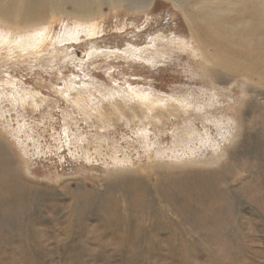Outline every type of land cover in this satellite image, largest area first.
Returning <instances> with one entry per match:
<instances>
[{"label": "rangeland", "instance_id": "1", "mask_svg": "<svg viewBox=\"0 0 264 264\" xmlns=\"http://www.w3.org/2000/svg\"><path fill=\"white\" fill-rule=\"evenodd\" d=\"M24 1L0 12L17 20ZM48 1L65 14L0 24V264H264V87L225 73L230 58L209 70L170 0H93V29ZM215 1L181 5L218 10L220 30L232 5L264 48V13ZM36 37L47 51L15 55ZM133 93L182 113L150 119Z\"/></svg>", "mask_w": 264, "mask_h": 264}, {"label": "bare ground", "instance_id": "2", "mask_svg": "<svg viewBox=\"0 0 264 264\" xmlns=\"http://www.w3.org/2000/svg\"><path fill=\"white\" fill-rule=\"evenodd\" d=\"M54 1L57 5H61L64 2H67L76 11L75 12L76 14L72 16L74 17L77 16L81 18L79 20V23L76 25V27L83 29L84 28L93 29V27H91L92 23L90 21L91 19L98 17V15L94 14L92 11L93 0H54ZM98 1H102L104 6L108 5L111 8L113 6H120L122 4H126L127 8L132 10L145 9L149 6V3L151 2V0H98ZM170 1L172 2L173 6L177 8L180 11V13L183 15V19L189 28L192 38H194V41L199 47V50L201 52V57L204 59V61L210 64L209 70L213 71L214 69H216V67H218L222 63V61L224 60L226 61L228 58H230L233 64H230L229 67L226 66L223 68L224 69L223 71L225 73H227L228 75L241 74L242 76L246 77L247 80L250 81V83L253 85L255 91L257 85H261L262 87H264V48L263 47L259 48L258 52H255L253 50L249 51L250 46H252L255 42L259 43L260 40H263V37H260L254 34L253 32H251L250 30L251 27L250 24L248 23V20L246 23H240V20H242L241 19L242 11L239 12L238 10H235V8L232 5L226 4L227 8L236 14L237 18L239 19V22L236 23L237 25L235 24V25L227 26L226 30H220L218 27L214 28L212 25H210V21L217 18L218 14L220 15L218 10L206 11V14L203 16L202 14L201 15L196 14L198 9L196 10L195 8L197 7H195L194 10H192L194 11V13L190 15L187 14L188 12L186 13V11L183 9L184 6L181 5L182 0H170ZM222 1L223 0H216L214 4L220 5ZM245 1L251 4L250 10L254 15V19L260 16L261 13H264V0H245ZM46 9L51 10V12L54 15L65 14L59 8L54 7L53 4L50 3L48 0H25L23 8H21V10L17 12L15 15V18L17 20H15L14 18L7 19L4 16V14L0 12V24L1 25L4 24V26H6L7 25L6 22H7L10 25L9 29H7L8 31H12V32L23 31L22 24H24L25 20H27L25 24L31 22L30 18L33 19L34 24H40V22H42V20L46 18V15L44 13ZM22 10L24 15H22L21 13ZM25 13H28L30 17L25 15ZM190 16H192L193 19H191ZM205 16L208 17V21L205 19ZM34 27L35 28L33 30H42V28L40 27L43 26L37 25ZM75 30H76L75 34L77 35L78 30L76 28ZM8 44L9 43L7 42L5 46L7 47ZM11 44L17 46L18 53H15V55L20 57L22 55H31L33 53L37 54L38 52L43 53L44 51H47V49L49 48L48 45L50 44V42L46 43L44 39H39L38 37H36L34 39H28V40L20 39L18 42L15 43L12 42ZM179 44L185 46L184 42H181ZM208 46L215 47V50L213 49L215 51L213 54L208 52L209 50L207 51ZM13 50H14L13 47L10 45L9 53L12 55H13ZM61 52L62 50L58 53ZM244 55L247 56L243 58ZM64 56L66 57V55ZM234 61L237 62L238 65H236ZM219 75H216V77L221 78L220 76L222 75L220 76ZM256 93L257 95L260 94V92L258 91H256ZM261 94L264 96L263 93ZM133 95L137 99L135 108L141 111L142 115L143 113H145L150 119H153L155 121H156V117L158 116L157 113H160L162 117H169V116L171 117V115L176 116L177 114L182 113L177 107L173 105V103L164 104V101H162L161 99H157L152 95L149 94L144 95L143 96L144 98L137 93H133ZM112 109L116 111V113L118 112V110L115 109V106H113ZM128 114L131 115L133 119L136 118V112L134 109L130 110ZM102 115L109 116L111 115V112L107 115L106 114H102ZM98 119L103 124L105 123V121L103 122L102 120L107 118L101 119L98 116Z\"/></svg>", "mask_w": 264, "mask_h": 264}]
</instances>
